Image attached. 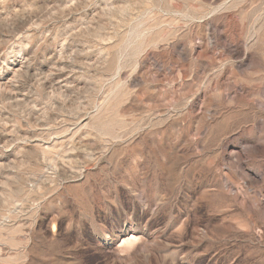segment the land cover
Segmentation results:
<instances>
[{"label":"rangeland","instance_id":"374dc122","mask_svg":"<svg viewBox=\"0 0 264 264\" xmlns=\"http://www.w3.org/2000/svg\"><path fill=\"white\" fill-rule=\"evenodd\" d=\"M0 264H264V0H0Z\"/></svg>","mask_w":264,"mask_h":264}]
</instances>
